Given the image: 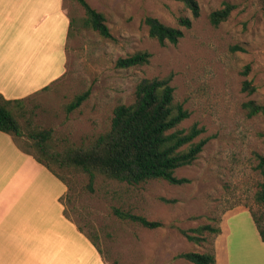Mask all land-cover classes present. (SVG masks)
<instances>
[{"label": "rangeland", "instance_id": "obj_1", "mask_svg": "<svg viewBox=\"0 0 264 264\" xmlns=\"http://www.w3.org/2000/svg\"><path fill=\"white\" fill-rule=\"evenodd\" d=\"M86 1L105 16L112 38L83 26L86 14L76 0L63 1L64 12L75 19L73 34L68 36L70 27L63 34L62 54L58 34L52 45L56 49L48 50L55 53L53 66L47 60L46 76L55 77L48 88L26 99L23 108L14 105L23 131L51 129V142L59 149L87 145L110 129L118 105L134 102L139 82L171 77L175 102L190 112L180 128L197 124L205 130L200 138L208 142L192 165L177 170L178 178L188 180L181 185L164 180L128 185L97 175L90 189L89 177L81 171L57 169L64 182L50 171L66 191L58 201L48 196L55 209L48 217L63 220L61 226L48 224L47 230L78 227L97 244L107 264H193L178 256L204 253L209 244L192 243L181 230L217 226L239 206L249 207L264 224V205L256 201L263 182L257 156H264V113L249 116L243 107L251 100L264 103V0H196L198 17L184 0ZM226 2L236 8L228 20L212 25L211 13ZM148 16L172 27L190 18L192 25L182 27L177 44L162 45L149 35ZM140 51L152 55L149 64L117 67L120 58ZM245 81L256 90L244 91ZM86 91L81 106L68 111ZM115 207L162 226L147 229L122 220L114 215Z\"/></svg>", "mask_w": 264, "mask_h": 264}, {"label": "trees", "instance_id": "obj_2", "mask_svg": "<svg viewBox=\"0 0 264 264\" xmlns=\"http://www.w3.org/2000/svg\"><path fill=\"white\" fill-rule=\"evenodd\" d=\"M76 1L86 14L83 26L104 38H112L105 16L91 7L86 0ZM184 2L192 10L194 17H198L197 1L184 0ZM235 8L234 4L224 3L221 9L211 13V24L218 26L228 20ZM74 24L75 19H70L68 36H72ZM145 24L148 26L149 35L160 44H177L184 35L182 27L190 28L192 20L181 18V27H172L163 24L155 17L148 16ZM151 56L147 51H140L126 58H120L117 67L127 69L147 65ZM243 90L252 93L256 87L252 86L250 81H245ZM174 92L171 77L142 80L136 87L134 102L116 107L109 130L95 137L87 145L63 149L56 148L52 144L51 129L23 131L13 107L16 105L23 108L26 99L7 100L0 94V131L13 136L16 143L20 140L17 145L22 151L32 155L63 182L61 176L56 173L57 169L73 168L87 174L90 189L97 175L128 185H139L150 180H164L172 185H181L188 180L178 178L177 170L192 165L198 159L208 138H200L205 130L197 124L189 129L180 128L182 122L190 117V112L182 104L175 102ZM88 96L89 91L76 96L67 106L68 111L71 112L81 106ZM243 107L248 111L249 116L264 113V103L259 104L251 100L244 103ZM257 158L259 162L257 168L261 172L263 182L256 194V201L264 205V156L258 155ZM250 211L264 241L263 218L257 216L251 209ZM113 213L122 220L137 223L147 229H157L162 226L158 221H151L145 216L117 207L113 208ZM220 232L219 223L217 226L206 224L181 230L190 242L200 245L209 244V246L204 253L188 252L180 254L178 258L193 264H215L214 241ZM92 242L101 253L97 244L93 240Z\"/></svg>", "mask_w": 264, "mask_h": 264}, {"label": "crops", "instance_id": "obj_3", "mask_svg": "<svg viewBox=\"0 0 264 264\" xmlns=\"http://www.w3.org/2000/svg\"><path fill=\"white\" fill-rule=\"evenodd\" d=\"M63 1L0 0V94L5 99H28L55 78L48 80L46 66L48 61L54 65L55 53L48 50L56 49L57 34L60 55L70 27ZM54 178L13 136L0 131V264H107L68 220L72 228L47 230L63 220L48 217L55 210L48 196L58 201L66 191ZM219 227L215 264H264V241L249 207L228 210Z\"/></svg>", "mask_w": 264, "mask_h": 264}, {"label": "bare ground", "instance_id": "obj_4", "mask_svg": "<svg viewBox=\"0 0 264 264\" xmlns=\"http://www.w3.org/2000/svg\"><path fill=\"white\" fill-rule=\"evenodd\" d=\"M20 27H21V26H20ZM62 33H63V32H62ZM64 33H65V32H64ZM64 33H63V34H64ZM21 74H22V73H21ZM16 83H17V81H16ZM21 84H22V83H21Z\"/></svg>", "mask_w": 264, "mask_h": 264}]
</instances>
